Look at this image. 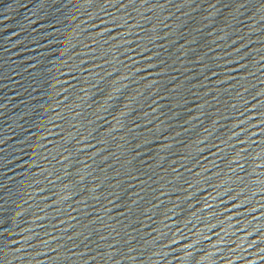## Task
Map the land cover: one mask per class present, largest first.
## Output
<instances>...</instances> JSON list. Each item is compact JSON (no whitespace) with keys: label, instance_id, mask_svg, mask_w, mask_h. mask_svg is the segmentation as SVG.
Instances as JSON below:
<instances>
[{"label":"water","instance_id":"1","mask_svg":"<svg viewBox=\"0 0 264 264\" xmlns=\"http://www.w3.org/2000/svg\"><path fill=\"white\" fill-rule=\"evenodd\" d=\"M157 264H264V27Z\"/></svg>","mask_w":264,"mask_h":264}]
</instances>
